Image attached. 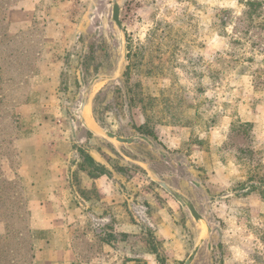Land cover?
Instances as JSON below:
<instances>
[{
  "label": "rangeland",
  "instance_id": "obj_1",
  "mask_svg": "<svg viewBox=\"0 0 264 264\" xmlns=\"http://www.w3.org/2000/svg\"><path fill=\"white\" fill-rule=\"evenodd\" d=\"M8 1L7 14L22 0ZM247 1L119 0L124 57L121 33L110 22L112 0H42L40 11L57 24L9 45L25 56L10 64L32 71L31 78L60 76L51 111L53 121L55 113L62 118L55 130L67 136L62 148L67 140L70 164L82 162L80 149L91 154L109 178L85 188L76 168L48 197L39 190L47 184L19 172L16 139L24 122L16 128L0 114V234L22 232L0 247L16 243V264H34L38 247L50 237L58 242L67 227L80 260L95 264H184L199 244L191 264H264V0L253 19L244 15ZM97 76L83 122L78 109ZM27 90L25 84L4 93L0 73V110ZM239 120L253 123L254 156L239 153L248 142L234 133L228 140ZM87 125L140 137L122 145ZM153 177L184 193L208 226ZM26 208L21 223L17 215ZM6 255L0 264H12Z\"/></svg>",
  "mask_w": 264,
  "mask_h": 264
},
{
  "label": "crops",
  "instance_id": "obj_2",
  "mask_svg": "<svg viewBox=\"0 0 264 264\" xmlns=\"http://www.w3.org/2000/svg\"><path fill=\"white\" fill-rule=\"evenodd\" d=\"M43 5L42 0H22L10 7L6 16L7 34L15 36L36 27L47 29L49 24H57V19L51 21L44 11H40ZM47 38L49 37L45 34L43 36L44 41ZM44 46L48 48L45 43ZM46 53L55 54L51 53L49 48ZM45 69L46 63L43 64V73L48 72ZM46 76L36 75L31 78L28 82V97L13 108V112L21 120V127L23 122L25 126L22 127V136L16 139V146L21 149H19L21 151L19 158L20 174L28 176L31 173V183H35L36 185L47 184L48 187L46 186L44 187L45 189L39 190L40 192H47L48 197L54 192V185L60 182L64 173L67 171L69 173L70 170L73 172L72 170L76 168H78L81 174V180L84 184L81 185L82 187L86 186L85 188H90L91 185L99 184V181L106 183L109 178L108 174L92 177L90 171L80 168L79 163L74 162L70 164L73 154L69 145L70 143L66 140V146L63 149L61 139L65 138L66 135L61 138L63 131H60V133H56L55 131L57 128H60L62 118L58 117V113H55L57 119L53 121L54 116L51 111L52 106L58 103V100L56 101V93L54 92L60 84V76L56 77V75L52 76L48 75V73H46ZM39 105H43L47 109L41 111L44 115L36 112L35 109H39V107L37 108ZM31 120H40V122L30 123L32 122ZM37 141H40V143ZM49 185L52 187H49ZM67 205L68 211L72 213L74 208L70 209L68 203ZM44 242L45 244L39 246L37 249L34 264H95V259L88 262L80 260L79 254L72 244V230L70 227L64 229L62 238L58 239V242H56L54 237H50Z\"/></svg>",
  "mask_w": 264,
  "mask_h": 264
},
{
  "label": "trees",
  "instance_id": "obj_3",
  "mask_svg": "<svg viewBox=\"0 0 264 264\" xmlns=\"http://www.w3.org/2000/svg\"><path fill=\"white\" fill-rule=\"evenodd\" d=\"M10 3L8 0H0V23L1 22H5L4 27H1L0 25V73H1V89L4 93H8L10 91H13L15 89H17L19 86L28 85L29 80L31 79V76H29L28 74L32 73V71H29L28 69H26L25 67H14L12 66L10 63L12 61H14L15 56H22V52L20 54L15 55V51H7V47L10 45H13L17 39L22 38L24 35L26 37H29L31 35L30 30L26 31V33L22 32L18 35L15 36H9L7 34V23H6V16L7 13L4 12V10L6 11V5ZM247 6L248 9L245 10L244 15L247 16L248 19H253L256 16H260V7L262 6V2L260 0H249L247 1ZM29 48V47H28ZM12 57V58H11ZM25 56L23 55L22 58H24ZM27 57H29L27 55ZM7 58V59H6ZM11 69V70H10ZM21 75H25V78L23 79H19L21 78ZM29 76V77H28ZM28 77V78H27ZM29 89V88H28ZM28 97V90H27V94L25 96L24 99L19 100L17 102H15V104L10 105V106H6L4 107L5 109L0 110V114L3 115H7V117H11L13 119L14 124L16 125V128H19V119L17 117V115L13 112V108L22 103L24 100H26V98ZM252 129H253V123L252 122H243V121H238V123H234L232 124V127L230 129V134L228 136V140L231 139L233 137V133L234 136L236 137H240V139L245 140L248 143H244L243 145H241L238 148L239 153L245 155V154H251L252 156H254V149L253 147L250 145V142L253 141V135H252ZM247 144V146H245ZM80 153H81V158H82V162L80 163V168L81 169H86V166H89L91 168L90 170V175L92 177H100L102 175L108 174L109 170L107 169V167L105 165H103L102 163L98 162L91 154L83 151L80 149ZM13 183H15V187L18 184L16 181H14ZM255 185H252L250 187L252 189H255ZM17 188V187H16ZM0 189H1V185H0ZM21 189V188H20ZM22 190L19 191L18 193L21 196V200L24 203L23 200L24 196L22 193ZM264 194V193H263ZM26 207V206H24ZM10 212L12 214H16V211L11 209ZM28 213V210L26 208V210L24 209V211L19 212V214L17 216L20 217V221L22 222H26V218H25V214ZM29 215V213H28ZM25 230L28 229V227L25 225ZM13 228H11L10 230L6 231V233L4 235L0 234V243L3 240L9 239V236L11 233H15V234H19L21 235L22 232L20 231L21 229L18 230H14ZM8 241V240H7ZM22 243V242H19ZM18 247L16 246V243L14 244H7L6 248L0 247V262L3 261V257L1 256V254L6 253L7 257H5V259L12 264H16L17 260H16V251ZM27 253H29V257H31V259L33 258V254L31 253L32 251V246L30 244L29 247L26 248ZM29 264H32V260L29 261Z\"/></svg>",
  "mask_w": 264,
  "mask_h": 264
},
{
  "label": "water",
  "instance_id": "obj_4",
  "mask_svg": "<svg viewBox=\"0 0 264 264\" xmlns=\"http://www.w3.org/2000/svg\"><path fill=\"white\" fill-rule=\"evenodd\" d=\"M120 13H121V6L119 3V0H112L111 2V14H110V22L114 23L116 25V27L119 29L121 36H122V48L124 51V57L126 56V44L124 42L125 39V30L121 21V17H120ZM81 79H82V73H81ZM100 79V76H97L87 87L83 97H82V102H81V106L78 109V115L82 118L83 122H86V118H85V112H86V108L88 106V101H89V97L90 94L92 92V89L95 85V81ZM82 83H83V79H82ZM84 85V84H83ZM88 128L93 131L95 134L105 137L115 143H120L122 145H129L132 143L137 142L138 138L140 136H131V137H123L120 136L118 134H116L115 132L106 130L104 128L101 127H96L93 128L90 125H87ZM154 180H156V182H158V184H160L164 189H166L170 194H172L176 199H178L186 208H188L191 212V214L193 215V217L196 219V221H203L206 223V225L208 226L207 221L205 220V218L203 217L202 214H200L198 212V210L196 209L194 203L182 192L172 188L170 185H168L165 181L157 179L156 177H153ZM203 239H201L200 242H202ZM200 247V244L197 245L195 247V249L193 250V252L189 255V257L186 259V261L184 262V264H191L192 261L194 260L198 249Z\"/></svg>",
  "mask_w": 264,
  "mask_h": 264
}]
</instances>
